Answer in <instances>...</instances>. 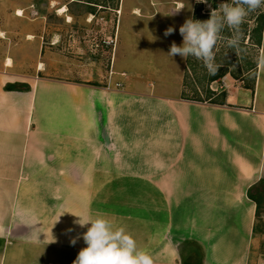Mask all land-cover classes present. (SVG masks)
Listing matches in <instances>:
<instances>
[{"label":"crops","instance_id":"1","mask_svg":"<svg viewBox=\"0 0 264 264\" xmlns=\"http://www.w3.org/2000/svg\"><path fill=\"white\" fill-rule=\"evenodd\" d=\"M45 61L24 76L0 60V264H73L90 227L73 214L125 227L153 264L194 262L187 242L202 264H264L247 196L264 179L255 85L226 75L222 103L201 102L39 76Z\"/></svg>","mask_w":264,"mask_h":264},{"label":"rangeland","instance_id":"2","mask_svg":"<svg viewBox=\"0 0 264 264\" xmlns=\"http://www.w3.org/2000/svg\"><path fill=\"white\" fill-rule=\"evenodd\" d=\"M226 2L230 0H0V60L11 56L15 69L24 76L36 75L39 61L46 60L39 76L105 86L110 79L113 87L118 82L129 90L145 91L151 86L156 93L201 102L211 101L209 91L226 88L222 78L229 75L232 83L254 84L258 102L264 104V65L258 63L264 54V8L250 13L241 25L239 56L224 43L217 46L215 61L224 63L227 70L219 83H208L206 67L194 57L190 56L186 65L179 55H168L173 42L182 45L179 28L193 19L196 9L200 8V15L209 11L210 18L211 11ZM118 6L119 13L115 10ZM15 7H22L21 16ZM260 15L263 31L261 44L256 46L252 31ZM117 19L119 43L114 48L110 40ZM170 27L173 33L165 36ZM32 32L33 37L29 36ZM256 232L261 244L258 249L256 240L253 249L264 259V209Z\"/></svg>","mask_w":264,"mask_h":264},{"label":"clouds","instance_id":"3","mask_svg":"<svg viewBox=\"0 0 264 264\" xmlns=\"http://www.w3.org/2000/svg\"><path fill=\"white\" fill-rule=\"evenodd\" d=\"M198 2L207 3L208 0ZM260 8H264V0H230L213 9L207 20L187 19L179 28L182 45L173 42L168 55H179L184 60L194 57L203 63L209 75H216L222 66L215 61L217 46L224 43L239 56L241 25L250 13ZM225 28L231 30V37L222 34ZM173 31L170 27L164 35L168 36ZM258 63L264 65V54L259 57ZM73 215L77 217L74 223L81 228L90 225L82 234L86 247L79 251L73 264H153L152 257L138 246L125 227L116 226L111 219L102 215ZM71 243L75 245L76 238Z\"/></svg>","mask_w":264,"mask_h":264},{"label":"trees","instance_id":"4","mask_svg":"<svg viewBox=\"0 0 264 264\" xmlns=\"http://www.w3.org/2000/svg\"><path fill=\"white\" fill-rule=\"evenodd\" d=\"M216 7V3H212V8ZM200 8L196 9L194 14H193V19H197V17H201V18H206L209 19V11L207 13H203L202 15H200ZM258 23L257 26L253 29L252 34H255V38H253V40H255V45L256 46H260L261 44V35H262V31H263V15H260V18L258 19ZM224 36L226 37H231L232 33H230V30L228 28H225L223 30L222 33ZM251 34V35H252ZM250 37V35H249ZM236 56V55H235ZM234 56V57H235ZM188 60V59H187ZM187 60H186V65H187ZM219 65H222L219 68V71L217 72L216 75H209V73H207V81L208 83L211 82H220L221 78L223 77V75H225L227 73V70L225 69V64L224 63H218ZM229 73V72H228ZM94 85H97L96 83H92ZM185 86V84H184ZM245 87L250 88L252 90H254V84L252 85H245ZM6 89H9L10 86L9 84L5 86ZM28 87L26 86V89ZM219 88V87H218ZM219 90V89H217ZM213 95L215 94V91H209L208 92V99H210L212 103H222L220 101H223L224 97H225V92L221 91L219 93V95H216L217 99L213 98ZM247 196L253 200L256 204V213H255V223H254V231H257V219H259L261 212L264 209V179H260L259 181H257L256 183H254L247 191ZM186 245H189V253L190 255H192V258L194 259V262H190L187 263L184 260H182V264H202V257H203V250L202 248L194 243V242H187Z\"/></svg>","mask_w":264,"mask_h":264},{"label":"bare ground","instance_id":"5","mask_svg":"<svg viewBox=\"0 0 264 264\" xmlns=\"http://www.w3.org/2000/svg\"><path fill=\"white\" fill-rule=\"evenodd\" d=\"M64 9V7L63 8H61L60 10H63ZM136 11V10H135ZM63 12V11H62ZM16 14L17 15H19V16H21L22 15V10L21 9H18L17 11H16ZM10 60L11 59H7V63H10Z\"/></svg>","mask_w":264,"mask_h":264},{"label":"water","instance_id":"6","mask_svg":"<svg viewBox=\"0 0 264 264\" xmlns=\"http://www.w3.org/2000/svg\"><path fill=\"white\" fill-rule=\"evenodd\" d=\"M12 88H26V85L25 84H14V85H11Z\"/></svg>","mask_w":264,"mask_h":264},{"label":"built area","instance_id":"7","mask_svg":"<svg viewBox=\"0 0 264 264\" xmlns=\"http://www.w3.org/2000/svg\"><path fill=\"white\" fill-rule=\"evenodd\" d=\"M107 43H108V41H107ZM110 43H114V38H112V39L110 40ZM222 83H223V84L225 83L224 79H222ZM116 85L119 86V84H116Z\"/></svg>","mask_w":264,"mask_h":264},{"label":"flooded vegetation","instance_id":"8","mask_svg":"<svg viewBox=\"0 0 264 264\" xmlns=\"http://www.w3.org/2000/svg\"><path fill=\"white\" fill-rule=\"evenodd\" d=\"M187 257H188L187 259H190V260L193 259L192 255H190V254H188Z\"/></svg>","mask_w":264,"mask_h":264}]
</instances>
